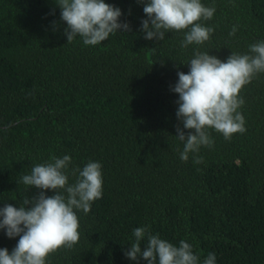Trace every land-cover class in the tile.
<instances>
[{
  "label": "trees",
  "instance_id": "obj_1",
  "mask_svg": "<svg viewBox=\"0 0 264 264\" xmlns=\"http://www.w3.org/2000/svg\"><path fill=\"white\" fill-rule=\"evenodd\" d=\"M201 2L215 8L200 21L214 31L182 48L187 30L143 38L147 17L136 0H105L131 32L96 46L79 36L67 43L56 0H0V208L37 195L21 177L53 156L71 157L69 184L72 169L102 165V197L88 214L76 210L79 241L47 264H134L124 250L145 226L174 246L191 244L201 264L209 253L216 264H264V73L240 92L245 131L226 140L208 129L214 143L201 147L199 164L193 154L180 159L171 91L197 51L221 61L251 54L264 41V0ZM18 239L0 230V249L11 253Z\"/></svg>",
  "mask_w": 264,
  "mask_h": 264
},
{
  "label": "clouds",
  "instance_id": "obj_2",
  "mask_svg": "<svg viewBox=\"0 0 264 264\" xmlns=\"http://www.w3.org/2000/svg\"><path fill=\"white\" fill-rule=\"evenodd\" d=\"M143 5L147 17L141 21V32L147 41H162L165 33L187 30L181 43L202 45L209 40L214 29L200 21L212 19L215 8L206 7L201 0H136ZM61 21L66 23L64 35L67 43L79 36L85 46H96L116 32H131L128 22H120V8L105 0H56ZM54 14V13H53ZM56 26V22H53ZM235 29L230 35H234ZM251 54L231 53L221 61L209 53L197 51L189 63L187 74L178 71V82L171 91L178 94L176 126L179 141L183 142L180 159L187 162L193 154L194 163H201V147L214 143L208 129H213L230 140L236 133L245 131V121L239 109L244 104L242 89L259 73H264V41L250 46ZM72 163L69 155L53 156L50 162L32 167L21 182L37 195H26L20 206L5 203L0 208V230L9 239L19 238L9 253L0 249V264H47L50 255L62 248H73L79 241V218L76 210L88 214L91 204L102 197L103 176L99 162H88L82 168L72 169L75 182L69 184L68 169ZM51 190L54 195L45 193ZM134 242L125 248L127 259L140 264H201L193 246L181 240L179 246L152 235L149 227L133 230ZM147 244L142 251V241ZM202 264H216L215 253Z\"/></svg>",
  "mask_w": 264,
  "mask_h": 264
}]
</instances>
